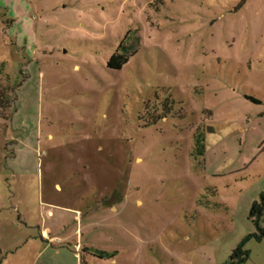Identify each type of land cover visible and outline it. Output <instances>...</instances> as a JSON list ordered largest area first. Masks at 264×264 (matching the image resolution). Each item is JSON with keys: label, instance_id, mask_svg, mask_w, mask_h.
Masks as SVG:
<instances>
[{"label": "rangeland", "instance_id": "1", "mask_svg": "<svg viewBox=\"0 0 264 264\" xmlns=\"http://www.w3.org/2000/svg\"><path fill=\"white\" fill-rule=\"evenodd\" d=\"M2 93L0 263L264 264V0H0Z\"/></svg>", "mask_w": 264, "mask_h": 264}, {"label": "trees", "instance_id": "2", "mask_svg": "<svg viewBox=\"0 0 264 264\" xmlns=\"http://www.w3.org/2000/svg\"><path fill=\"white\" fill-rule=\"evenodd\" d=\"M126 58H124L123 56L114 53L111 55V57L109 58L107 65L110 68H119L124 62H125ZM2 96H0V101H1V105L3 104L4 100H2L4 98L3 93L0 94ZM264 212V195H260V201H254L253 204L250 207V211H249V217L252 220L253 224L256 226V228L260 231V234L262 235V229L259 227V219L261 214ZM255 234H248L246 235L242 241L239 243V245H237L230 253V257H229V262L228 263H223V264H240L242 261H244L247 256H248V252L246 250H244L243 247V243L244 241L248 240L251 236H253ZM256 237L258 238V235H256Z\"/></svg>", "mask_w": 264, "mask_h": 264}, {"label": "crops", "instance_id": "3", "mask_svg": "<svg viewBox=\"0 0 264 264\" xmlns=\"http://www.w3.org/2000/svg\"><path fill=\"white\" fill-rule=\"evenodd\" d=\"M10 253L12 254V252H11V251H10ZM0 264H4V263H2V262H1Z\"/></svg>", "mask_w": 264, "mask_h": 264}]
</instances>
